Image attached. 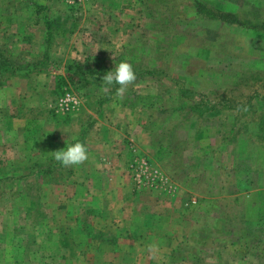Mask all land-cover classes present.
Wrapping results in <instances>:
<instances>
[{
    "label": "rangeland",
    "instance_id": "374dc122",
    "mask_svg": "<svg viewBox=\"0 0 264 264\" xmlns=\"http://www.w3.org/2000/svg\"><path fill=\"white\" fill-rule=\"evenodd\" d=\"M0 62V264H264V0H0Z\"/></svg>",
    "mask_w": 264,
    "mask_h": 264
},
{
    "label": "clouds",
    "instance_id": "9594fccd",
    "mask_svg": "<svg viewBox=\"0 0 264 264\" xmlns=\"http://www.w3.org/2000/svg\"><path fill=\"white\" fill-rule=\"evenodd\" d=\"M136 80L137 76L133 65L126 60L120 61L102 77L105 85L102 90L107 92L109 86L118 85L116 96L123 98L129 86L134 85ZM51 153L53 158L64 167L81 165L89 158L86 145L75 138L73 143H68L65 148L52 151Z\"/></svg>",
    "mask_w": 264,
    "mask_h": 264
},
{
    "label": "crops",
    "instance_id": "0c3cea01",
    "mask_svg": "<svg viewBox=\"0 0 264 264\" xmlns=\"http://www.w3.org/2000/svg\"><path fill=\"white\" fill-rule=\"evenodd\" d=\"M110 131H111V133H110L109 136L106 137L107 139L102 137V150H101V153H96V155L94 153L95 157L92 155V160L94 162V163H91L92 169H91L90 172L84 173V178L86 176H89V175H95V176L98 175L97 177H99V179H100L101 176L102 177L106 176L105 170L108 171V169H105L107 165L104 162H105V160L107 158H110V164H113V167H114V160H116V158H113L109 154H107V155L105 154V152H106V150H107L109 145L110 146L112 145L111 146L112 150L116 149V151H118V156L121 155L120 154V150H121V144H123V142L119 141V139H117V138L116 139L111 138V136L113 135V130H110ZM114 145H117V148H115ZM102 165H103V167H101ZM115 173H116V171H115Z\"/></svg>",
    "mask_w": 264,
    "mask_h": 264
},
{
    "label": "built area",
    "instance_id": "2783aa9c",
    "mask_svg": "<svg viewBox=\"0 0 264 264\" xmlns=\"http://www.w3.org/2000/svg\"><path fill=\"white\" fill-rule=\"evenodd\" d=\"M70 3L77 2V1H82V0H66ZM142 169L140 172L134 173V180L136 181L137 184L143 183L144 181L148 182L149 180H154L156 177H158V171L154 170L152 172L146 173L147 171V163L145 160L142 161L141 165Z\"/></svg>",
    "mask_w": 264,
    "mask_h": 264
},
{
    "label": "trees",
    "instance_id": "16d2710c",
    "mask_svg": "<svg viewBox=\"0 0 264 264\" xmlns=\"http://www.w3.org/2000/svg\"><path fill=\"white\" fill-rule=\"evenodd\" d=\"M0 65H1V62H0ZM5 68V67H4ZM91 71H94V69H91ZM199 104H198V102H194L193 104H192V107H197Z\"/></svg>",
    "mask_w": 264,
    "mask_h": 264
}]
</instances>
